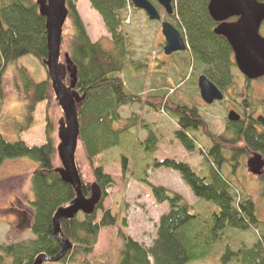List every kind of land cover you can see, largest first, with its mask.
Returning <instances> with one entry per match:
<instances>
[{
    "label": "trees",
    "instance_id": "trees-1",
    "mask_svg": "<svg viewBox=\"0 0 264 264\" xmlns=\"http://www.w3.org/2000/svg\"><path fill=\"white\" fill-rule=\"evenodd\" d=\"M65 1L68 17L62 33L61 57L68 54L77 67L74 89L81 97L77 106L80 139L76 164L84 195L90 197L92 185L97 183L102 199L91 212H79L74 218L62 219L60 236L57 237L54 215L60 208L70 205L77 193L64 178L58 155V131L64 114L44 63L48 56L47 19L40 12L37 0H0V112L6 99L5 78L10 67L12 89L23 103L21 120L16 121V132L29 130L35 124L37 106L46 104L45 142L42 145L30 146L21 139L11 141L0 132V166L8 160L20 158L38 163L31 175L33 198L23 209L33 239L0 243V264H33L42 253L55 256L61 251L63 240L71 243L60 261L66 264H195L196 261L215 260L216 256L205 255L206 247L209 254L211 247L216 254L219 253L222 250L221 247L219 251V244L226 240L231 229L258 230L259 238L252 245L238 249L227 245L221 255L223 264H264V223L259 218L255 200L244 195L238 197L234 193L238 185L223 172V166L227 164L233 174L252 152L264 154V124L257 119L259 115L256 116L260 108L264 110V99L260 100L254 94L252 81L239 71L228 40L215 33L218 23L209 13L210 0H175L177 27L181 28L189 44V52H178V57L183 65L190 66L194 61L204 66L205 74L222 90L235 86L237 80L243 78V87L236 95L243 115L239 121H230L226 131L217 135L210 131L198 107L182 99H162L153 103L156 111H167L176 119L175 136L187 151L197 149L196 134L200 132L212 143L208 150L201 151L206 174L200 175L190 163L174 158L155 160L154 168L178 171L198 198L216 203L218 210L202 216L182 194L153 184L147 173L144 177L137 176L157 204L169 205L168 212L158 220L156 237L150 246L127 235L119 225L118 217L110 208L104 207L109 196L108 187L115 183V179L105 172L103 153L121 145L123 135L138 125L148 131L143 142L146 150L154 153L160 142L152 128L137 114H133L123 126H117L122 121V107L141 101L138 95L126 91L123 80L128 65H143L130 59L123 32L124 13L133 6L132 2L89 0L110 34L112 49H108L101 41L91 40L78 10V1ZM26 55H33L44 64L47 72L44 80L35 79L31 70L21 63V58ZM122 166L125 171L126 158H123ZM259 179L264 187V173ZM99 211L101 217L98 220ZM123 223L126 226V221ZM104 227H115L116 238L120 241L117 257L113 260L111 254L104 253L88 258Z\"/></svg>",
    "mask_w": 264,
    "mask_h": 264
},
{
    "label": "rangeland",
    "instance_id": "rangeland-1",
    "mask_svg": "<svg viewBox=\"0 0 264 264\" xmlns=\"http://www.w3.org/2000/svg\"><path fill=\"white\" fill-rule=\"evenodd\" d=\"M77 1L78 10L91 40H99L106 48L112 49L111 37L104 26L101 15L92 8L89 0ZM129 7L124 13L123 22L127 49L130 59L143 65L141 67L133 64L128 65L123 72V80L126 91L138 95L141 101L122 107V121L117 126H123L133 114H137L145 124L152 128L160 142L154 153L146 150L144 143L148 131L138 125L130 128L129 134L123 135L121 145L103 153L105 172L115 179V183L108 187L109 196L105 199L104 207L110 208L112 214L118 217L119 225L127 235L150 246L156 237L158 220L162 214L168 212L169 205L168 203L157 204L148 187L138 181L137 176L144 177L147 173L148 180L153 184L163 185L182 194L188 203L194 206V210L202 216L211 215L218 210L216 203L198 198L178 171L165 167L154 168L155 160L174 158L190 163L198 174H206L207 169L201 151L208 150L212 143L207 135L200 132L196 134L197 149L193 152L187 151L175 136V130L178 128L176 119L171 117L167 111H156V105L153 103L162 99H182L187 104L200 109L202 117L213 134H222L230 123L228 113L231 109H235L241 116L243 115L236 98L243 87V78L237 80L235 86L224 90L225 98L222 101L213 104L205 103L200 94L198 79L200 75L205 74L206 68L194 61L190 66L183 65L179 60L178 53L166 55L161 21H152L144 10L133 6ZM161 14L164 19L178 26L176 17L169 19L163 10H161ZM129 16L130 21H125ZM70 31L72 32V29ZM260 33L264 36V23ZM185 52H189V50ZM62 61H64L63 58ZM21 63L31 70L34 78L38 81L47 77L44 64L33 55L22 57ZM67 79L68 77L65 79L66 85H68ZM11 83L12 68L10 67L7 69L5 78L6 99L0 112V132L11 141L21 139L30 146L42 145L45 142L46 104L40 103L37 106L35 124L29 130L21 133L16 132V121L21 120L23 103L16 96ZM251 85L254 94L260 100L264 99V77L252 81ZM260 114L264 115V110L261 108L257 111L256 116ZM123 158L127 159L125 171L122 166ZM246 160L247 158L242 165L235 169L233 174L230 173L231 167L227 164L223 166V172L238 185L239 188L234 190L238 197L244 195L255 200L259 218L264 223L263 183L257 174L248 170ZM37 166L38 163L29 158L8 160L0 166L1 244L8 241L18 242L33 239V235L28 231V218L25 214L23 215V209L33 198L30 182L32 172ZM100 217L101 212L99 211L98 220ZM124 221L127 223L126 226H124ZM225 238L226 240L223 239L220 242L219 251L221 247L222 250L217 254L212 247L209 249L210 252L212 250L209 254L208 247H206L205 255L216 256L217 259L196 261L195 264H223L221 255L226 251L227 245L233 249L250 246L259 238V231L231 229ZM119 242L116 238L115 227H104L93 253L87 257L95 258L109 253L115 260ZM44 264L66 263L47 262Z\"/></svg>",
    "mask_w": 264,
    "mask_h": 264
},
{
    "label": "water",
    "instance_id": "water-1",
    "mask_svg": "<svg viewBox=\"0 0 264 264\" xmlns=\"http://www.w3.org/2000/svg\"><path fill=\"white\" fill-rule=\"evenodd\" d=\"M134 7L145 10L152 20L161 19L157 8L149 0H131ZM172 14L175 10L174 0H158ZM40 12L47 19L48 56L44 61L47 66L52 86L64 117L60 120L58 136V155L63 166L64 178L75 188L77 197L68 206L60 208L54 215L53 226L57 237L60 236L61 220L71 219L79 212L89 213L102 199V191L97 183L92 185L91 196L84 195L82 180L76 164V151L80 139V123L77 106L81 101L79 93L74 89L77 67L68 54L61 57V40L68 9L65 0H37ZM208 10L218 23L215 33L224 36L230 43L234 59L239 70L250 80L264 77V36L260 29L264 23V1L261 0H210ZM232 18L236 20L231 21ZM162 33L165 38L164 53L172 55L189 49L187 38L179 28L169 21H163ZM62 58L64 61H62ZM68 77V85L66 78ZM198 86L203 101L213 104L225 98L221 90L206 74L200 75ZM230 121H239L241 114L231 109L228 113ZM257 119L264 124V115ZM255 155L249 164L259 159ZM254 174H262L261 169H249ZM62 249L55 256L44 253L38 255L33 264L60 262L66 255L71 243L61 241Z\"/></svg>",
    "mask_w": 264,
    "mask_h": 264
},
{
    "label": "flooded vegetation",
    "instance_id": "flooded-vegetation-1",
    "mask_svg": "<svg viewBox=\"0 0 264 264\" xmlns=\"http://www.w3.org/2000/svg\"><path fill=\"white\" fill-rule=\"evenodd\" d=\"M149 1L152 2V4L157 8L159 14L161 15V19H159V20H157V19H155V20L150 19V20H152V21H161V25H162L163 21H169V20L163 18V15L161 14V10H163V11L166 13V15H168V18H169V19H172V18L176 17V16H175V10H174V12H173L172 14H170V13L167 12V10L165 9V7H164V6H163L158 0H149ZM144 12L146 13L145 10H144ZM146 14H147V13H146ZM147 15H148V14H147ZM148 17H149V16H148ZM234 20H236V18H232V19H231V21H234ZM169 22H171V21H169ZM171 23H172V22H171ZM217 25H218V24H217ZM176 27H177V26H176ZM177 28H178V27H177ZM215 28H216V27H215ZM233 53H234V52H233ZM260 79H261V78H260ZM221 90H222V89H221ZM223 93H224V95H225V91H224V90H223ZM255 155H259L260 157H259V159L256 160L255 163H253L254 166H251V165L249 164V160L252 159ZM246 165H247V167H248V170H249V169H261L262 174L257 175V176H259V177L262 176L263 173H264V154H262V153H257V152H252V153H250V155L247 157Z\"/></svg>",
    "mask_w": 264,
    "mask_h": 264
},
{
    "label": "bare ground",
    "instance_id": "bare-ground-1",
    "mask_svg": "<svg viewBox=\"0 0 264 264\" xmlns=\"http://www.w3.org/2000/svg\"><path fill=\"white\" fill-rule=\"evenodd\" d=\"M132 2V1H131ZM174 3H175V0H174ZM132 5H133V3H132ZM133 7H134V5H133ZM128 8H130V7H128ZM135 8V7H134ZM129 19H130V16L128 17ZM236 63V62H235ZM237 65V64H236ZM238 67V66H237ZM239 69V68H238ZM240 71V70H239ZM241 72V71H240ZM242 73V72H241ZM243 74V73H242ZM244 75V74H243ZM244 77H246L245 75H244ZM247 78V77H246ZM247 79H249V78H247ZM260 78H258V79H254V80H251V81H256V80H259ZM250 80V79H249Z\"/></svg>",
    "mask_w": 264,
    "mask_h": 264
}]
</instances>
